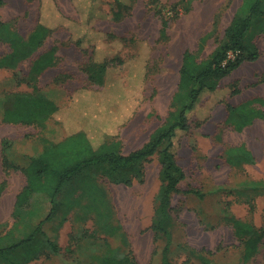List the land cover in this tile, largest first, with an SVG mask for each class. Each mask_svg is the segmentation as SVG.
<instances>
[{"label":"rangeland","instance_id":"1","mask_svg":"<svg viewBox=\"0 0 264 264\" xmlns=\"http://www.w3.org/2000/svg\"><path fill=\"white\" fill-rule=\"evenodd\" d=\"M90 1L4 0L2 20L25 39L39 24L55 28L34 58L55 49L56 64L40 77L30 74L32 59L16 70H0L2 232L14 226L16 199L26 186L21 168L47 146L68 136L66 129L54 120L41 128L4 124L2 113L8 99L14 95H43L60 109H67L83 89L104 91L91 85L84 71L93 52L100 60L118 57L124 67L110 69L108 80L114 91L121 86L125 91L131 89L129 98L118 102L124 115L118 141L123 155H129L150 140L172 111L184 54L189 51L200 60L208 58L224 38L243 0H160L162 15L156 13L152 0H126L130 8L119 22L113 20L116 0H92L94 8L88 7ZM164 19L169 20L166 37L161 35ZM73 35L83 38L85 53L74 45ZM206 36L210 38L200 49V40ZM255 43L260 59L243 64L221 81L218 92L205 96L190 119L189 132L179 134L175 143L176 159L185 173L179 192L172 199L179 221L176 242L204 250L215 264H264V239L258 255L243 263L244 247L225 221L234 216L254 225L264 237V195L244 189L245 183L264 181V108L259 102L264 100V35L257 37ZM9 52V47L0 43V57ZM130 83L135 92L128 87ZM227 104L238 108L237 127L256 118L253 126L243 133L233 131L226 124ZM4 139L10 142L6 153L10 168L4 165ZM227 149L226 157L233 163H247L246 151L252 154L254 163L235 176L222 158ZM143 169L144 182H135L131 187L114 183L101 173L95 175L104 191L101 207L108 215L103 224L119 228L114 236L107 235L99 220L85 214L82 208L74 210L64 221L68 199L66 192L62 193L57 199L62 208L43 226L59 253L54 254L53 247H49L45 255L30 264H97L112 250L120 255L132 251L139 264H161L151 231L160 188L159 154L146 162ZM33 205L38 210V223L51 207L45 198H35ZM177 243L172 263L196 264L188 261Z\"/></svg>","mask_w":264,"mask_h":264},{"label":"trees","instance_id":"2","mask_svg":"<svg viewBox=\"0 0 264 264\" xmlns=\"http://www.w3.org/2000/svg\"><path fill=\"white\" fill-rule=\"evenodd\" d=\"M159 1L152 0L156 13L162 15ZM3 6L4 0H0V43L7 45L10 52L0 57V70H16L29 59L33 60L30 74L35 77H40L55 67V49L34 58L55 28L39 24L31 36L25 39L11 24L2 20ZM88 7L94 8L92 0ZM129 8L126 0H116L113 20L121 21ZM168 28L169 20L164 19L162 37H166ZM261 35H264V0H243L225 30L224 38L218 42L208 58L200 60L196 54L189 51L184 54L177 93L172 100V111L150 140L141 149L129 155H123L121 143L118 141V129L124 123V115L118 107V102L129 98L131 89L125 91L121 86L118 91H114L108 80L110 69L124 67L123 61L118 57L100 60L95 56L96 52H93L92 61L84 71L91 85L104 91L96 93L83 89L76 93L67 109H60L54 101L43 95H14L8 99L2 113L4 124L41 128L54 120L66 129L68 136L57 144L47 146L21 168L26 178V186L16 199L12 214L14 226L6 232L0 230V264H30L45 255L49 247H53L54 254L59 253V248L49 239L43 226L62 208L57 199L65 192L68 202L63 205L64 221L74 210L82 208L85 214L99 220L107 235L114 236L119 228L103 224L108 215L104 214L101 207L104 191L95 175L101 173L108 180L128 187L133 186L135 182L143 183L144 164L156 154H159L160 188L155 198L151 231L161 264H173L171 257L177 243L175 235L179 232V221L174 215L172 199L185 179L184 170L176 159V138L179 134L189 132L192 115L205 96L219 91L223 79L243 64L255 63L260 59L261 54L255 40ZM73 36L74 45L85 53L87 49L83 46V38ZM209 38L206 36L200 40V49L205 48ZM231 54L235 56L234 59H230ZM129 77L133 80L131 73ZM128 87L133 88L135 92L131 83ZM259 102L264 108V100L259 99ZM226 109V124L233 131L243 133L246 128L253 126L256 118L240 123L237 127V106L227 104ZM262 114L261 119L264 120V112ZM231 147L227 148L232 149ZM229 149L223 152L222 158L235 176L254 163V157L248 151L247 163L242 160L233 163L226 157ZM9 150L10 142L4 139L2 154L6 168L11 167L6 157ZM13 169L20 170L14 166ZM244 189L251 194L264 195V181L245 183ZM3 191L4 188L0 186V199ZM77 194L79 196L75 198ZM35 198H45L51 207L45 219L38 223V210L33 205ZM225 221L244 247L242 262L248 263L258 255L263 235L254 225L234 216L226 217ZM177 245L188 261L196 264H215L204 250H197L187 243ZM97 264L139 263L132 251L120 255L119 251L112 250Z\"/></svg>","mask_w":264,"mask_h":264},{"label":"built area","instance_id":"3","mask_svg":"<svg viewBox=\"0 0 264 264\" xmlns=\"http://www.w3.org/2000/svg\"><path fill=\"white\" fill-rule=\"evenodd\" d=\"M234 58H235V56L233 54H231L230 59H234Z\"/></svg>","mask_w":264,"mask_h":264},{"label":"crops","instance_id":"4","mask_svg":"<svg viewBox=\"0 0 264 264\" xmlns=\"http://www.w3.org/2000/svg\"><path fill=\"white\" fill-rule=\"evenodd\" d=\"M2 121V120H1Z\"/></svg>","mask_w":264,"mask_h":264}]
</instances>
